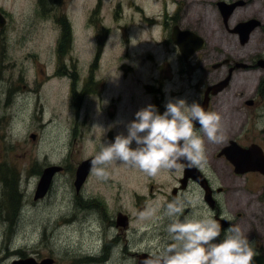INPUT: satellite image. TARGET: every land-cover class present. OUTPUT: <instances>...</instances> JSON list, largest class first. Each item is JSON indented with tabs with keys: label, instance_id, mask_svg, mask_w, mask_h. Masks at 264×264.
I'll return each mask as SVG.
<instances>
[{
	"label": "rangeland",
	"instance_id": "374dc122",
	"mask_svg": "<svg viewBox=\"0 0 264 264\" xmlns=\"http://www.w3.org/2000/svg\"><path fill=\"white\" fill-rule=\"evenodd\" d=\"M237 1L0 0L7 19L6 28L0 27V264L30 256L38 263L51 259L53 264H87L86 256L97 248L94 231L100 222L95 206L85 204L82 213L74 204L77 168L112 142V129L115 136L126 135L125 125L141 108L156 106L158 100L162 114L169 100L194 101L191 83L201 81L202 71L192 81L189 67L184 75L178 71L174 18L207 39L206 56L213 59L204 64L207 78L225 74L222 67L215 70L212 65L239 45L237 36L224 26L220 4ZM248 2L230 16L229 25L255 16L264 22V1ZM63 20L70 26L71 45L60 56ZM256 36L264 42V31L258 30ZM261 48L256 41V52L264 53ZM79 94L84 98L80 108L75 97ZM239 99L238 85L216 99L213 112L221 116L225 139L254 137L264 150V104L257 112L243 107ZM80 116H86L84 124ZM62 165L66 171L55 178L49 195L36 201L44 170ZM106 170L107 179L93 174L86 198L100 193L111 214L123 210L135 216L132 193L120 189V182L124 185L133 174L131 168L113 163ZM112 175L116 184H106ZM18 201L22 211L15 221ZM247 220L250 227L256 226V248L264 245V178L256 179V225L251 214ZM114 259L110 264H126Z\"/></svg>",
	"mask_w": 264,
	"mask_h": 264
},
{
	"label": "flooded vegetation",
	"instance_id": "af4514ba",
	"mask_svg": "<svg viewBox=\"0 0 264 264\" xmlns=\"http://www.w3.org/2000/svg\"><path fill=\"white\" fill-rule=\"evenodd\" d=\"M239 2L243 4L238 6L232 14L236 10L238 12L239 7L251 3L248 0H238L236 3ZM0 14L6 20V24L3 27L0 26L4 30L7 26L6 14L2 10H0ZM230 20V17L227 20L224 19V26L230 33L237 36L239 47H237L238 45L235 42L237 48L230 50L231 52L228 54L230 56L212 65L215 70L222 67L225 74L209 77L210 79L207 78L208 70L204 64L213 61L211 54L206 56L208 54L206 53L207 44H209L207 39L201 36L194 27L184 28L181 24L176 23L175 18L172 20L173 33L176 29L190 31L203 39L204 47L186 60L178 45L173 41L175 48H178L179 54L170 53L176 56L175 60H177L176 64L179 72L183 74L185 69L190 68L189 81L198 78L200 76L198 71H202V76L199 78L201 81L199 83L193 82L191 86L196 91L193 100L202 107L206 104L205 111L213 112L218 102L216 100L218 96L227 88L238 85L239 100L244 104L242 106L258 112L259 108L264 104V53L256 52V41L257 46L260 44L262 48H264V42L260 43V38L256 35L258 30L264 31V22L255 16L233 27L231 24L229 25ZM251 21H255L256 25H254L252 30H250V27H246V33L242 36L243 34L237 31V27ZM64 22L63 20L62 23L64 24ZM166 23L168 22L166 21ZM62 41L63 38L59 42L58 54L61 52ZM233 50L238 51L236 53ZM205 58L206 60H204ZM191 63H195V66H191ZM59 66L56 70H59ZM208 80L211 81L208 82ZM256 80L258 81L257 84ZM225 82H227L226 85L224 84ZM219 86L223 87L216 91L215 89H218ZM10 90H12V86L8 91ZM155 101L156 107L160 112L159 101ZM83 104L84 98L79 97L78 107H82ZM79 115H81V111ZM111 115L114 116V114ZM254 119H256V116ZM80 120L84 124L86 116L83 119L80 116ZM195 128L199 131L198 122L195 124ZM114 133V129L109 132L111 141H114ZM201 135L203 134L201 133ZM204 139L207 163L202 168L189 167L186 161L181 160L179 162L181 166L178 169L162 170L157 176L151 177L136 168L130 167L133 174L130 172V177L123 181L124 185L120 182V189L126 190L127 193H132L134 209L137 210L135 216L128 212H123V210H118L114 215L111 214L106 197L100 193L91 196L90 199L86 198V190L93 176V172H90L79 191L76 189V200H74L75 205L81 206L79 212L82 211V213H84L85 204L87 207L95 206L96 208L93 210L96 212L100 222L97 232L93 230L97 248L93 253L86 256L87 264H110L113 260H116L114 257L126 264H145L146 260L162 254L169 244L173 242L167 230L169 224L173 220H183L185 217H210L215 219L221 225L219 240L224 239L225 229L230 226H238L249 240L256 256L264 258V245L256 248V226L250 227L247 220L249 214H251L256 225V179L264 178V174L253 169H245V167L242 169L245 173H238L236 166L228 158L237 147L232 148L233 150L231 151L226 150L233 142L244 149L259 145L256 143V138L248 136L242 140L230 138L218 144L208 142L206 137ZM95 156L82 160L80 164ZM61 167V173H64L66 166L62 165ZM135 171L141 175H136ZM115 178L116 176L112 175L109 181L104 180V182L115 185ZM98 199H102L103 203L98 202ZM172 203L180 206L182 211L177 216L170 217L167 215V209L168 205ZM134 220L137 222L135 226L132 224ZM92 221L95 222L93 219ZM20 253L22 252L19 251L17 254L22 257L23 255H20ZM34 257L30 256L29 258Z\"/></svg>",
	"mask_w": 264,
	"mask_h": 264
},
{
	"label": "clouds",
	"instance_id": "9594fccd",
	"mask_svg": "<svg viewBox=\"0 0 264 264\" xmlns=\"http://www.w3.org/2000/svg\"><path fill=\"white\" fill-rule=\"evenodd\" d=\"M197 122L199 131L195 128ZM125 127L126 135L117 134L92 159L91 171L98 178L107 179L106 166L113 163L136 168L151 177L162 170L178 169L181 160L189 167L202 168L207 163L204 137L213 144L226 138L218 113L182 98L169 100L162 114L153 104L141 108ZM181 211L172 203L167 215L177 216ZM167 230L173 242L145 264H254L256 253L238 226L225 229L223 240H219L221 225L210 217L176 219Z\"/></svg>",
	"mask_w": 264,
	"mask_h": 264
},
{
	"label": "water",
	"instance_id": "95a60500",
	"mask_svg": "<svg viewBox=\"0 0 264 264\" xmlns=\"http://www.w3.org/2000/svg\"><path fill=\"white\" fill-rule=\"evenodd\" d=\"M242 4L243 3L241 2L230 5L221 3V12L224 19H229L232 12ZM5 24L6 20L4 16L0 14V26L3 27ZM254 25H256L255 21L245 23L237 27V31H239L241 34H243L242 36H244V33H246L245 28L250 27V30H252L254 28ZM173 41L176 45H178L181 53L183 54L186 60H188L196 51H199L204 47L203 39L190 31H180L176 29L173 33ZM224 84L226 85L227 82H225ZM222 87L223 86H219L218 89L215 90L219 91L220 89H222ZM203 108H206V104H204ZM234 147H237L236 150L233 151V153H231L232 155L228 158L234 163L238 173H245L244 170H242L243 167H245V169H253L264 174V150L261 146L253 145L248 149H244L237 145V143L233 142L232 145L226 150L231 151ZM93 158L86 160L77 168L75 180V186L77 191H79L81 185L84 183V181L87 179L88 175L91 172V161ZM61 171L62 167L60 166H50L44 170L35 195L36 201L43 199L48 195L51 185L53 184L54 178ZM53 262V260L49 259L45 260L42 263H38L34 258H28L25 260H17L14 262V264H53ZM254 264H264V258L262 256H256Z\"/></svg>",
	"mask_w": 264,
	"mask_h": 264
},
{
	"label": "trees",
	"instance_id": "16d2710c",
	"mask_svg": "<svg viewBox=\"0 0 264 264\" xmlns=\"http://www.w3.org/2000/svg\"><path fill=\"white\" fill-rule=\"evenodd\" d=\"M63 26H64V35H63V41H62L63 44H62V47H61V52L59 53L60 56H63L64 53H66V49L69 48V46L71 45V31H70V26H69V24L66 21L64 22ZM84 93H87V91H85ZM82 96H83L82 94L79 95V96H76L75 95L76 98H79V97L82 98ZM9 190H10V187H9L8 183H6L5 193L8 194L9 193ZM19 192L22 195V193H21L20 190H19ZM13 202H14V200H13ZM17 205H18V208H17L18 209V212L15 213V216H14V220L15 221H18V219H19V217L21 215L22 207L20 208V206L22 205V202L21 201L20 202L18 201Z\"/></svg>",
	"mask_w": 264,
	"mask_h": 264
}]
</instances>
